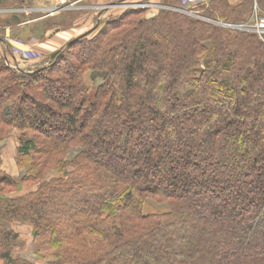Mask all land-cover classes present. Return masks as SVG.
I'll return each instance as SVG.
<instances>
[{"label":"trees","instance_id":"trees-1","mask_svg":"<svg viewBox=\"0 0 264 264\" xmlns=\"http://www.w3.org/2000/svg\"><path fill=\"white\" fill-rule=\"evenodd\" d=\"M162 4L30 72L0 53V143L38 133L19 139L21 181L0 175L6 264H35L12 252L15 223L40 264H264V41L227 25L253 24L264 0H210L207 20Z\"/></svg>","mask_w":264,"mask_h":264},{"label":"rangeland","instance_id":"rangeland-1","mask_svg":"<svg viewBox=\"0 0 264 264\" xmlns=\"http://www.w3.org/2000/svg\"><path fill=\"white\" fill-rule=\"evenodd\" d=\"M56 1V0H54ZM58 1V0H57ZM71 1L74 0H66L63 4L59 5H53L54 8H46L44 10H35L31 9L33 8L34 4L33 2H28L24 4H20L19 0H4L2 4H0V37L3 41H6L10 48L15 51L16 59H13L9 56L10 61L7 62L11 65V67L16 68L17 70H23L25 72L33 71L37 68H40L43 64V61L49 56L44 50V48H37L35 46V43H43L46 40V35L48 29H54V27L60 25L59 23L63 20H61L64 16L56 17V13L54 15H49L47 18L45 17L50 13H53V11L56 8H75L74 3ZM162 1V0H161ZM154 3L149 2L150 4H154L155 7H149L150 12H156L161 8V6H164L162 2ZM59 2V1H58ZM148 2V1H147ZM146 2V3H147ZM209 2L206 4L205 7L202 8V12L204 9L209 5ZM107 1L100 2V0H92V4L94 5H103L106 4ZM82 5L85 3H81ZM29 7L27 10L28 16L24 15V7ZM158 6V7H157ZM160 6V7H159ZM8 9H11L8 11ZM124 8L122 9H115L111 13L105 12L106 10H101V8H98L94 11L95 19L93 22L92 29L96 24H99L100 22L107 20L108 18H111L114 15H117L118 13L122 12ZM81 11H72L69 15H65L64 20L67 21L68 18H70V22H73L75 18H77V15L80 14ZM113 14V15H112ZM262 13H260L261 15ZM63 15V14H62ZM53 16V17H51ZM61 20V21H60ZM9 21H12V24H7ZM16 21V22H15ZM15 22V23H14ZM9 25V26H6ZM53 31V30H52ZM87 34V33H86ZM91 35L88 36L90 38ZM35 40L36 42H34ZM63 46V45H62ZM1 53V52H0ZM2 54V53H1ZM88 80L90 81L92 78V75L88 74L87 76ZM11 132L7 134V136L4 137V140L0 143V148L3 149V147H6V157H4L5 161L0 160V175H7L15 179L17 182L21 181L22 176L24 174V170L20 169L19 163H18V153L17 148L19 146V139L22 137L24 139H28L31 137H36V133H32L29 131H20V129L17 126H14L10 130ZM39 136V135H38ZM14 158L12 157V154H14ZM77 153V149H72L70 151V154L68 155V158H72L73 155ZM1 156V154H0ZM68 159V161H69ZM67 171H72L74 169L73 166L68 165L66 167ZM65 175L64 172H61L60 170L56 168H52L47 173V179L56 178L59 176ZM36 186L33 185H24V187L16 191H10L7 192L9 196H16V195H24L28 193L30 190L35 188ZM8 191V189L6 190ZM152 205L157 206V204L152 203ZM162 208V207H160ZM17 226L18 231L20 232V243L14 247L12 250L14 256L16 257H23L26 260H29L30 262L35 264H40V260L35 259V256L33 254V247H34V237H33V230L32 226L29 223H15ZM26 249L27 255L22 254V250ZM0 260L2 258L0 257ZM0 264H6L5 261H0Z\"/></svg>","mask_w":264,"mask_h":264},{"label":"crops","instance_id":"crops-1","mask_svg":"<svg viewBox=\"0 0 264 264\" xmlns=\"http://www.w3.org/2000/svg\"><path fill=\"white\" fill-rule=\"evenodd\" d=\"M12 1V0H9ZM26 1L28 2H33L36 3L34 4L33 8L31 9H35V10H44L46 8H54L52 7L54 4L55 5H61L64 2H66V0H19L20 4H24L26 3ZM110 2V1H120V0H100V2ZM130 1H134V2H154V3H159L161 0H130ZM230 3L237 5L239 3H241L243 0H229ZM4 2V0H0V4H2ZM72 3H74L75 8H65L62 6V8H56L53 13H50L45 16L46 18L49 15H56V17H62L65 15H71L70 12L72 11H81L80 14L77 15V18L74 19L73 22H70V18H68L67 21L64 20V17L61 19L63 21H61L56 27H54V29H48L47 31V35H46V40L43 43H35V46L37 48H44L45 52L47 54H51L54 51L58 50L59 48H61L62 45H64L66 42H68L69 40H71L72 38L78 37L80 35L86 34L88 33L93 26V22L95 19V14L94 11L92 10H96L98 9V5H94L92 4V0H74L71 1ZM162 2V1H161ZM81 3H85V4H81ZM255 7H257V5H255ZM29 7H24V15L28 16L27 10ZM117 9V8H115ZM114 8H112L110 11H108V13H111L113 10H115ZM119 9V8H118ZM11 9H8V11H10ZM63 14V15H62ZM50 17V16H49ZM53 17V16H51ZM255 18V17H254ZM16 22V21H15ZM14 22V23H15ZM7 24H12V21H9ZM9 26V25H6ZM53 30V31H52ZM34 42H36L35 40H33ZM0 52L5 54V57L7 60L10 61V57H12L13 59H16V55H15V51H13L10 48V45L6 42L3 41L0 37ZM0 160L1 161H5L4 157H6V147H3V149L0 148ZM15 156V151L14 154H12V157L14 158ZM28 250L23 249L22 250V254H28L27 253ZM2 262V260H0Z\"/></svg>","mask_w":264,"mask_h":264},{"label":"built area","instance_id":"built-area-1","mask_svg":"<svg viewBox=\"0 0 264 264\" xmlns=\"http://www.w3.org/2000/svg\"><path fill=\"white\" fill-rule=\"evenodd\" d=\"M210 0H179L181 6L180 7H174L173 9L180 11L184 14H187L189 16L200 18V19H206L202 15V8L206 6ZM145 8V7H155L154 4L146 3V2H134L130 0H120L118 1H110L103 5H98V8L101 9H112V8ZM158 7V6H157ZM160 7V6H159ZM164 7V6H161ZM255 18L254 23H245L240 25H230L228 26L234 27L239 30H246L251 31L254 33H257L258 36L264 41V13L259 14L257 7H255Z\"/></svg>","mask_w":264,"mask_h":264},{"label":"water","instance_id":"water-1","mask_svg":"<svg viewBox=\"0 0 264 264\" xmlns=\"http://www.w3.org/2000/svg\"><path fill=\"white\" fill-rule=\"evenodd\" d=\"M55 54H51V58L54 56Z\"/></svg>","mask_w":264,"mask_h":264}]
</instances>
